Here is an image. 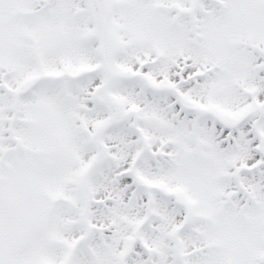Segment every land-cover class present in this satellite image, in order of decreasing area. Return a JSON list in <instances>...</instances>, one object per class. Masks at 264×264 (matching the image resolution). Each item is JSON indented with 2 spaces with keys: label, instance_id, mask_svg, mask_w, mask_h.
I'll return each mask as SVG.
<instances>
[{
  "label": "snow or ice",
  "instance_id": "1",
  "mask_svg": "<svg viewBox=\"0 0 264 264\" xmlns=\"http://www.w3.org/2000/svg\"><path fill=\"white\" fill-rule=\"evenodd\" d=\"M0 264H264V0H0Z\"/></svg>",
  "mask_w": 264,
  "mask_h": 264
}]
</instances>
